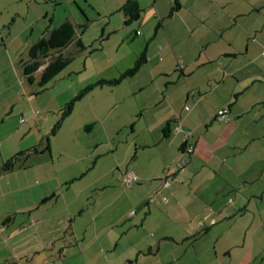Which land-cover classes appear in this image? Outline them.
I'll return each mask as SVG.
<instances>
[{
	"label": "crops",
	"instance_id": "1",
	"mask_svg": "<svg viewBox=\"0 0 264 264\" xmlns=\"http://www.w3.org/2000/svg\"><path fill=\"white\" fill-rule=\"evenodd\" d=\"M128 1L112 0L111 10L123 12ZM136 1L144 28L135 37L147 42V72L134 75L143 102L137 115L116 94L109 109H93L97 123L114 114L113 125L133 133L76 159L84 167L64 181L66 193L76 189L73 199L61 202L48 176L40 200L0 212V264H264V0ZM26 2L23 12L0 0L1 36L7 15L14 23L29 16ZM47 2L34 1L52 26H86L79 0ZM225 106L229 122L215 118ZM137 124L149 137L135 136ZM187 132L194 152L164 187L160 178L180 165ZM127 173L140 180L124 186ZM94 191L98 199L87 201Z\"/></svg>",
	"mask_w": 264,
	"mask_h": 264
},
{
	"label": "rangeland",
	"instance_id": "2",
	"mask_svg": "<svg viewBox=\"0 0 264 264\" xmlns=\"http://www.w3.org/2000/svg\"><path fill=\"white\" fill-rule=\"evenodd\" d=\"M26 1L7 0V3L11 2L14 9L26 12ZM30 1L32 9L29 16L22 15L14 23L15 15H7L6 26L2 28L1 25L4 37L0 35V169L12 157L17 156L18 159L12 171L0 170V212L23 211L40 200L42 193L39 188L48 186L47 181L43 180L48 176L54 179L48 182L53 184L52 189H58L61 202L73 199L77 194L76 189L66 193L67 184L64 181L70 171H76L78 166L84 167V162L78 163L76 159L94 155L97 145L108 142L109 137L121 136L119 140L122 139L121 143L125 144L124 140L133 133L129 126L117 129L113 125L114 114L97 123L94 107L109 109L112 98L117 95L123 100L122 106L126 111L133 110L134 115H137L138 102H143L140 98L145 93L138 86L137 76L126 77L117 84L98 85L84 97L75 100L74 112L64 120L63 110L83 88L102 79L121 78L135 66L147 45V42L139 41L144 33L135 37V31L139 29L142 33L144 26L140 25L139 20L126 25L124 12L111 10L112 0H79L88 14L80 19L86 26L77 28L76 39L81 37L83 46L77 45L75 41L66 48L64 54L72 58L71 63L41 88L37 83L30 84L27 81L23 64L29 60L30 47L51 22L45 20L43 14L47 0H40L44 3L43 7L34 3L35 0ZM64 14L67 15L68 11H64ZM59 21L60 18L55 23ZM31 22L34 26L28 28ZM139 72L140 76L145 75L147 67L143 65ZM136 85L138 88L133 91ZM88 121L97 126L92 130L85 129L83 125ZM145 129V124H137L135 136L139 139L149 137ZM49 143L50 149L47 150ZM36 148L38 151H35ZM23 152L26 154L22 155ZM17 170H23V174L14 173ZM26 172L33 176L22 178ZM86 197H81L80 201L84 202ZM96 199L98 193L94 191L87 201ZM87 216L84 223L90 220V211ZM57 243L61 245L62 241Z\"/></svg>",
	"mask_w": 264,
	"mask_h": 264
},
{
	"label": "trees",
	"instance_id": "3",
	"mask_svg": "<svg viewBox=\"0 0 264 264\" xmlns=\"http://www.w3.org/2000/svg\"><path fill=\"white\" fill-rule=\"evenodd\" d=\"M180 6L181 4L177 2L172 9V13L180 9ZM122 11L126 16V25H132L134 22L138 21L141 18L143 8L136 0H129L123 6ZM50 22L53 23V20L51 18ZM76 32L77 27L70 21H66L58 26L50 25L46 27L44 33L41 35L38 41L30 47L29 60L24 63V75L30 84L37 83V85L43 88L48 82L54 79L71 63L72 58L65 55L64 51L75 41ZM78 45L83 46L81 40H79ZM147 61V53L146 51H144L140 55L139 59H137L135 66L127 70L121 78H117L112 81L101 80L97 83L88 85L81 91V93H78L76 98L72 100L68 104L67 108L63 110L64 116L71 114V112L73 111L75 100L82 98V96L84 97L96 86L103 85L105 83L117 84L126 77H132L140 70L143 65L147 63ZM39 91L40 90L36 91L35 93L38 94ZM164 131L168 135L170 133L169 127L165 128ZM46 149H50V143L48 144ZM35 151H38V148H36ZM23 154L26 153L23 152L22 155ZM17 159V156H15L5 161L0 170L2 172L12 171L15 167ZM124 186L127 185L124 184Z\"/></svg>",
	"mask_w": 264,
	"mask_h": 264
},
{
	"label": "built area",
	"instance_id": "4",
	"mask_svg": "<svg viewBox=\"0 0 264 264\" xmlns=\"http://www.w3.org/2000/svg\"><path fill=\"white\" fill-rule=\"evenodd\" d=\"M140 33V32H138ZM215 118L219 121L222 122H229L230 121V110L228 106H225L221 109H219L216 113H215ZM177 132H181L183 131L182 125L180 124L178 126V128L176 129ZM192 132H187L185 133V137H184V146H183V151H184V157L181 159V163L180 165H175L171 168L170 171L166 172L162 177H161V181L164 187H168L170 185V181H169V177L172 174L177 173L182 167L185 166V164L188 162L187 158L185 156H189L194 152V145L190 143L189 139L192 137ZM140 180L139 176L134 174V173H128L124 176L123 178V182L124 184H126L127 186L138 182ZM166 199V198H165ZM132 214L135 213V211L131 212Z\"/></svg>",
	"mask_w": 264,
	"mask_h": 264
}]
</instances>
